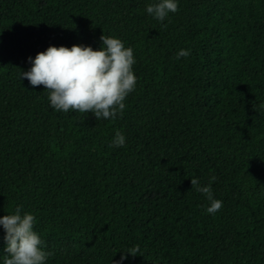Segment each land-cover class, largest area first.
<instances>
[{
    "label": "trees",
    "instance_id": "obj_1",
    "mask_svg": "<svg viewBox=\"0 0 264 264\" xmlns=\"http://www.w3.org/2000/svg\"><path fill=\"white\" fill-rule=\"evenodd\" d=\"M159 2L0 0V218L35 217L45 264H264V0H176L164 21ZM101 35L133 49L122 116L56 111L20 79ZM213 176L209 214L190 180Z\"/></svg>",
    "mask_w": 264,
    "mask_h": 264
},
{
    "label": "clouds",
    "instance_id": "obj_2",
    "mask_svg": "<svg viewBox=\"0 0 264 264\" xmlns=\"http://www.w3.org/2000/svg\"><path fill=\"white\" fill-rule=\"evenodd\" d=\"M177 11L176 0H160L146 7V12L158 21H164ZM100 40L102 47L97 51L83 46L49 47L31 60L29 71L19 70L20 79H27L32 87L42 85L49 93L50 107L56 111L67 113L71 110L91 113L95 119H116L123 115L124 101L136 88L137 78L133 72L136 61L133 49L126 48L120 39L101 35ZM189 55V50L182 49L177 59ZM124 145L125 137L117 131L112 146ZM214 181L213 176L207 186H201L198 179L190 180L191 187L210 201L209 214L222 208V201L213 198L211 183ZM21 211L18 206L15 214L0 218L7 242L3 264H45L50 253L42 250V241L33 231L35 217L29 213L22 215ZM139 251V246H134L123 253L135 257ZM125 258L121 255V260Z\"/></svg>",
    "mask_w": 264,
    "mask_h": 264
}]
</instances>
